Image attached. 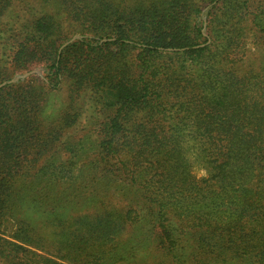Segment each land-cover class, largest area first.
I'll return each instance as SVG.
<instances>
[{
  "label": "trees",
  "instance_id": "16d2710c",
  "mask_svg": "<svg viewBox=\"0 0 264 264\" xmlns=\"http://www.w3.org/2000/svg\"><path fill=\"white\" fill-rule=\"evenodd\" d=\"M37 65L0 89V264H264V0H0V82Z\"/></svg>",
  "mask_w": 264,
  "mask_h": 264
},
{
  "label": "rangeland",
  "instance_id": "374dc122",
  "mask_svg": "<svg viewBox=\"0 0 264 264\" xmlns=\"http://www.w3.org/2000/svg\"><path fill=\"white\" fill-rule=\"evenodd\" d=\"M250 1L257 2V0H250ZM207 8H209V6H206L202 13H205ZM202 20L205 21V18H203ZM202 32L204 33V36L206 37L205 28L202 29ZM75 36H78L79 38H74ZM81 39H82L81 35L73 34L70 36V38L67 41L63 42L62 45H64L67 42H68L67 45H69L73 43L74 41L81 40ZM63 48H59V51H61ZM244 49L249 52L248 54H254V56H258V53H259L258 50L261 49V46L259 45V40L253 35L252 32L249 33L247 36ZM4 73H5V79L2 82H8L12 79L13 80L16 79L17 81H15L12 84H19V85L31 84L33 86L38 85L41 87L42 85H40V82L43 80H46L45 79V69L41 65L31 66L28 70H25V71H17V70H14L13 67H9V69H6ZM20 77H23V79H19ZM38 92L41 93V99H42L41 100L42 101V104H41L42 105V117L43 115L44 117L46 116L49 117L47 122L55 121L58 118L62 117L63 111H65L66 106H70L71 103H76L75 108H77V105L79 103V99H77L76 94L72 92V89L70 88V85H68L67 82H64L58 91H47V90L41 89ZM78 97H79V94H78ZM86 100H88V98ZM88 107L89 106L83 107V108H86V110L85 109L83 110L79 123L77 124V126L73 128L72 135H74L77 139L83 138V137L95 136L91 132L94 126L92 124L89 125L90 117L91 115H95V111H93L91 108L89 109ZM190 160L192 163L191 172L196 177V179L205 178L206 177L205 171L201 167H199L196 163L193 162L192 157L190 158ZM116 199H119V197H116ZM13 228H14L13 225L5 224L2 227V232L5 235H9L11 231L13 230Z\"/></svg>",
  "mask_w": 264,
  "mask_h": 264
},
{
  "label": "water",
  "instance_id": "95a60500",
  "mask_svg": "<svg viewBox=\"0 0 264 264\" xmlns=\"http://www.w3.org/2000/svg\"><path fill=\"white\" fill-rule=\"evenodd\" d=\"M203 33V32H202ZM203 35H204V33H203ZM74 38H79L78 36H75ZM73 38V39H74ZM68 44V42L67 43H65L64 45H62L60 48H63L64 46H66ZM19 79H23V77H20ZM15 81H17L16 79H12V80H10V81H8V82H2V83H0V89L2 88V87H4L5 85H7V84H12V83H14Z\"/></svg>",
  "mask_w": 264,
  "mask_h": 264
}]
</instances>
